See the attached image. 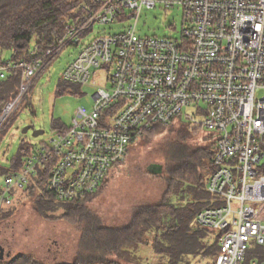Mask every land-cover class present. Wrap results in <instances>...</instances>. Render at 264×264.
Returning <instances> with one entry per match:
<instances>
[{
	"label": "built area",
	"instance_id": "2783aa9c",
	"mask_svg": "<svg viewBox=\"0 0 264 264\" xmlns=\"http://www.w3.org/2000/svg\"><path fill=\"white\" fill-rule=\"evenodd\" d=\"M90 1L85 14L64 17L54 46L21 61L19 93L7 104L17 105L67 46L78 49L61 78L95 86L91 104L79 105L69 125L35 143L21 169L5 177L0 211L12 203L10 189L25 187L44 164L58 200L86 198L134 141L182 117L214 143L206 181L213 203L195 218L219 235L212 264H264L246 261L253 244L264 247V0ZM157 7L181 9L180 28L169 25L177 36L138 32L142 9ZM95 25L108 28L87 38ZM15 65L0 63V78ZM101 72L104 84L97 85Z\"/></svg>",
	"mask_w": 264,
	"mask_h": 264
},
{
	"label": "trees",
	"instance_id": "16d2710c",
	"mask_svg": "<svg viewBox=\"0 0 264 264\" xmlns=\"http://www.w3.org/2000/svg\"><path fill=\"white\" fill-rule=\"evenodd\" d=\"M93 6L90 0H0V63H16L0 78V115L4 105L14 100L19 93L21 61L32 57L31 51L37 55L56 44L64 32V17L70 15L69 12L77 9L78 14H85ZM32 40L34 46L31 48ZM4 49L11 51L8 61L1 59ZM56 92L82 94L80 84L62 78L57 83ZM8 123L0 131V141L1 132L6 130ZM158 125L161 124L154 125L145 135H149ZM63 126L53 121V129ZM208 139L207 146L194 149L189 160L169 170L163 197L154 203L135 205L128 221L122 225H105L96 213L84 205L98 193L105 180L93 194L84 199L58 200L47 188L48 166L45 164L38 167L37 173L31 176L25 187L10 189L12 203L1 209L0 221L11 217L24 198L33 197L35 209L41 216H61L80 224L79 250L82 252L71 264H135V260H138V264H200L194 262L196 258L206 260L205 264H212L218 253L219 235L195 223L197 213L213 203V197L206 189L207 178L214 169V143L209 135ZM34 144L23 136L12 157L5 159L4 165L0 164V176L3 175L5 179L20 170L24 157L32 151ZM4 187V181L0 182V194ZM173 198L178 199V202L174 203ZM59 210L61 212L57 213ZM144 245H151L157 262L149 261L140 254V248ZM112 255L116 258H110ZM254 258L264 259L263 246L253 244L250 247L246 261ZM0 264L46 263L33 255L20 254L10 261L0 260Z\"/></svg>",
	"mask_w": 264,
	"mask_h": 264
},
{
	"label": "rangeland",
	"instance_id": "374dc122",
	"mask_svg": "<svg viewBox=\"0 0 264 264\" xmlns=\"http://www.w3.org/2000/svg\"><path fill=\"white\" fill-rule=\"evenodd\" d=\"M74 13H77V9ZM182 22V11L179 8H144L137 29L143 35L177 36L178 32L171 31L169 25H176L179 29ZM107 28L108 26L95 25L87 38H92L98 30ZM118 28L119 26H116L111 30ZM30 45L31 48L34 46L33 40ZM77 49L75 46H67L56 54L50 63L36 74L27 94L11 109L12 113L10 114V111L0 119V131L9 122L6 130L1 132V165L16 152L23 136L33 144L48 141L54 136V120L65 126L69 125L79 105L90 106L95 86H81V95L56 92L62 70L74 59ZM10 56L9 49L1 52V59L4 61L9 60ZM105 76L106 72H101L99 77H94L97 85L104 84ZM184 110L190 111L191 108L186 107ZM28 124L44 132L32 136V131L28 130L23 134L24 126ZM208 144V135L204 129L191 126L182 117H177L171 124L156 126L149 135L130 145L125 159L110 170L98 193L85 202V207L96 213L105 225L118 226L126 223L135 205L154 203L163 197L168 185V172L172 167L189 160L194 149ZM150 164L161 165L162 170L157 174L150 173L147 169ZM3 181L4 176L1 175L0 182ZM172 201L177 203L178 199L173 198ZM60 212L61 210L57 213ZM80 239V224L61 216H41L35 209L33 197L24 198L11 217L0 221V246L9 252L8 257L27 254L43 260L46 264H71L81 255ZM139 252L149 261H158L151 245H144ZM8 257L4 256L3 260L10 261L11 258ZM110 258L115 259L116 256L112 255ZM119 261L125 263L124 260ZM135 261V264L139 263L138 260ZM194 262L205 264L206 260L196 258Z\"/></svg>",
	"mask_w": 264,
	"mask_h": 264
},
{
	"label": "water",
	"instance_id": "95a60500",
	"mask_svg": "<svg viewBox=\"0 0 264 264\" xmlns=\"http://www.w3.org/2000/svg\"><path fill=\"white\" fill-rule=\"evenodd\" d=\"M28 130L32 131V136H38L44 132V130H42V129H35L32 124H28V125L24 126L22 133L26 134V132ZM154 167H156V168H154ZM160 167H161L160 165L150 164L147 169L150 173L157 174L161 171ZM3 257H4V251H3V248L0 246V259H3Z\"/></svg>",
	"mask_w": 264,
	"mask_h": 264
},
{
	"label": "bare ground",
	"instance_id": "6f19581e",
	"mask_svg": "<svg viewBox=\"0 0 264 264\" xmlns=\"http://www.w3.org/2000/svg\"><path fill=\"white\" fill-rule=\"evenodd\" d=\"M18 101V100H17ZM16 101V102H17ZM11 102V101H10ZM15 104H17V103H15ZM14 106H16V105H14V104H7L5 107H3V113L1 114L2 116L4 115V116H6L10 111V114L12 113V110L11 109H14ZM9 114V115H10ZM0 115V116H1ZM8 115V116H9ZM2 116L0 117V119L2 118ZM8 116L5 118V119H7L8 118ZM2 120H0V122H1Z\"/></svg>",
	"mask_w": 264,
	"mask_h": 264
},
{
	"label": "flooded vegetation",
	"instance_id": "af4514ba",
	"mask_svg": "<svg viewBox=\"0 0 264 264\" xmlns=\"http://www.w3.org/2000/svg\"><path fill=\"white\" fill-rule=\"evenodd\" d=\"M161 166V165H160ZM154 168H156V167H154ZM161 168V170H162V167H160ZM2 247V246H1ZM3 248V251H4V256H8V254H9V252L4 248V247H2Z\"/></svg>",
	"mask_w": 264,
	"mask_h": 264
},
{
	"label": "crops",
	"instance_id": "0c3cea01",
	"mask_svg": "<svg viewBox=\"0 0 264 264\" xmlns=\"http://www.w3.org/2000/svg\"><path fill=\"white\" fill-rule=\"evenodd\" d=\"M8 61V60H7ZM20 255V254H19ZM15 256H17V255H15ZM15 256H13V257H8V256H6V257H8V258H14ZM11 259H9V260H11ZM0 260H2V261H4L3 259H0Z\"/></svg>",
	"mask_w": 264,
	"mask_h": 264
}]
</instances>
